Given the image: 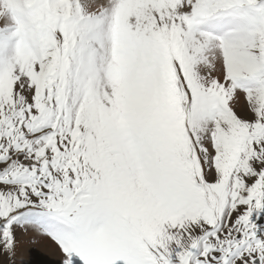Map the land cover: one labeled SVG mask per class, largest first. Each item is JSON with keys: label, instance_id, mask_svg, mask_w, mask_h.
Instances as JSON below:
<instances>
[{"label": "snow or ice", "instance_id": "1", "mask_svg": "<svg viewBox=\"0 0 264 264\" xmlns=\"http://www.w3.org/2000/svg\"><path fill=\"white\" fill-rule=\"evenodd\" d=\"M264 264V0H0V264Z\"/></svg>", "mask_w": 264, "mask_h": 264}, {"label": "rangeland", "instance_id": "2", "mask_svg": "<svg viewBox=\"0 0 264 264\" xmlns=\"http://www.w3.org/2000/svg\"><path fill=\"white\" fill-rule=\"evenodd\" d=\"M46 248L54 250V253L52 255H45L46 252L44 253V249ZM55 251V246L50 242L41 241L35 244L26 245V251L23 254V258L25 261L31 260L32 264H55Z\"/></svg>", "mask_w": 264, "mask_h": 264}, {"label": "bare ground", "instance_id": "3", "mask_svg": "<svg viewBox=\"0 0 264 264\" xmlns=\"http://www.w3.org/2000/svg\"><path fill=\"white\" fill-rule=\"evenodd\" d=\"M47 245H49V244H47ZM51 247V246H50ZM47 249V250H46ZM46 249H44V253H45V255H52L53 253H54V250H52V249H50V248H46ZM53 249H54V247H53ZM39 254V253H38Z\"/></svg>", "mask_w": 264, "mask_h": 264}]
</instances>
